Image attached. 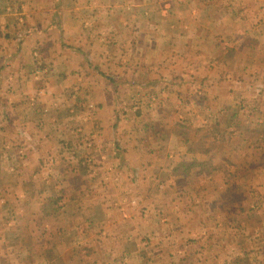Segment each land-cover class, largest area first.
Listing matches in <instances>:
<instances>
[{
    "label": "crops",
    "instance_id": "1",
    "mask_svg": "<svg viewBox=\"0 0 264 264\" xmlns=\"http://www.w3.org/2000/svg\"><path fill=\"white\" fill-rule=\"evenodd\" d=\"M227 1L238 6L241 34L227 45L262 48L264 0ZM50 6L49 0H0V180L12 178L0 184V264H264V220H210L227 203L223 194L230 196L228 202L235 200L227 187L231 181L264 176V158L250 157L253 150H264V91L256 89L264 87V57L253 61L256 73L236 78L238 90L233 77L219 78L212 71L215 63L232 62L211 55L194 65L206 71L201 77L181 74L183 79L154 82L143 76V65L128 79L110 76L113 90H102L95 83L101 76L87 68L91 64L82 53V30L74 34L67 25L69 12ZM17 10L30 20L26 25ZM231 12L225 9L227 17ZM141 75L143 80L131 82ZM126 83L154 98L160 95L156 108L136 106L142 99L128 90L127 99L138 102L121 115L117 85ZM254 86L247 88L255 97L251 103L246 87ZM67 91L76 106L65 105ZM92 91L90 100L86 94ZM189 96L199 101L181 110ZM64 105L72 119L78 118L71 120L76 125L59 121ZM250 112L261 114L256 126L245 121ZM56 137L72 152H51L48 145ZM181 161L192 165L187 174L174 172ZM81 163L87 170L78 167ZM193 177L197 183L191 188ZM90 181L95 185L88 187ZM252 186L256 198L244 209L257 214L264 210V183ZM170 208L177 212L179 233L167 240L166 230L152 224H166ZM23 215L27 220H19ZM152 236L164 242L149 259Z\"/></svg>",
    "mask_w": 264,
    "mask_h": 264
},
{
    "label": "rangeland",
    "instance_id": "2",
    "mask_svg": "<svg viewBox=\"0 0 264 264\" xmlns=\"http://www.w3.org/2000/svg\"><path fill=\"white\" fill-rule=\"evenodd\" d=\"M49 2L51 5L50 7H52L51 9H58V11L65 9L69 12L68 17H66L68 21L67 25L71 27V30H75L74 34L78 33V29L82 30V33L79 34L81 37L80 44L83 47L82 53L87 60V65L88 63L91 64L89 67L87 66V68L89 70L91 69L90 71L93 74H99L101 76V81H95V83L97 84L96 86H99L102 90L103 88L113 90L114 87H111L108 79L110 76L114 78L117 76L118 78H125L126 76V79H128L136 68L141 66L144 68L143 65L147 66L143 69V76L155 78L156 81L154 82H157L159 79L170 77H173V80H175V78L183 79L184 75L181 74H187L186 76L189 78L194 76V74H198V77H201L206 74V71L203 72L202 69L197 71L194 65L197 64V60L199 62L200 59L206 58L209 55L215 56L217 60L220 59L219 61L227 60L232 62L227 65L215 63L213 64L212 71L214 74L218 75L219 78H223V76L224 78L228 76L230 78L233 77L234 79H232V82H235V90H238L236 78H242L244 73L247 75L256 73L255 67L257 66L253 61L264 57V44L262 48L260 46L258 47L261 48L260 51L257 50V46V49L255 47L252 48V46L235 49V45H227L228 42H232V40L241 37V34H238L239 29L237 28L238 6H235L236 4H230L227 0H62L61 5H59L61 1H59V4L57 0H49ZM225 9H228L230 12L232 11L229 17L225 14ZM9 10H11V8ZM15 12V14L19 16V20L21 19L22 25H26V23L30 21H26L25 18L23 19L18 10ZM23 28L26 29L27 26ZM20 30L22 29L19 28V31ZM251 45H253V43H251ZM34 51V56L39 58L40 53L38 49ZM179 59H182V63L177 65ZM207 59L209 60V58ZM109 60H111L113 64L112 67L108 64ZM192 60L196 62L190 66L189 62ZM262 61H264V59H262ZM37 62H39V64L37 63L38 66L43 64L41 59H37ZM260 75L262 76L263 74ZM144 77H142V75L138 77L133 76L131 82L134 80L141 81ZM154 84L155 83H153V85ZM256 84L258 83L256 82ZM195 85H197V82ZM86 86H93V82L86 81ZM201 86L204 87L202 84ZM117 87L121 89L119 90L120 98L118 101L116 100L121 115H127L126 113L129 111L130 107L138 102L136 100L132 101L131 99H127L130 98L127 95L129 94L128 90L133 94L135 93L138 100L142 99V103L138 102L139 104H136V106L139 105L143 107L142 104L144 103L146 106L145 108H147L148 105L154 104L153 106L155 109V104L161 100L160 95L155 96V98L150 96V91H137L138 87L136 84L130 86V84L126 83L122 87L121 85H117ZM147 88H150V86ZM199 88L200 87L197 86L194 87L193 92L197 91ZM247 88L253 91L255 86L246 87V89ZM259 88L264 91V87H256V89ZM248 89L247 91L250 92ZM76 94L78 93L76 92ZM93 95L92 91L90 94H86V98L92 100ZM249 95L251 96L247 99L252 103L255 97L251 92ZM64 98L66 99L65 105L67 107L76 106L77 99L73 97L71 91H67ZM189 98L190 96L187 99L190 100ZM198 99L197 97H193L190 100L191 102L186 103V109H182L181 106L180 109L186 111L189 105L191 103L195 104L199 101ZM65 105L63 106V111L59 113V121H68L71 126H74L76 122H71V120H78V118L72 119ZM153 106H148V109H152ZM168 113L174 115L171 109H167L166 114ZM244 115L245 121L252 123L251 126H256L253 122L259 116L258 113L254 114L250 112ZM87 116V114H84L82 117L83 120H86ZM259 118H261V114ZM263 118L264 114H262V119ZM166 119L168 122L171 121V118ZM257 128H259V126H257ZM179 130L185 131L180 128ZM63 136L67 135L63 134ZM55 139L56 141L48 145V149L51 152L53 150L61 152L64 148L65 151L68 149L66 148L65 139L61 142H59L60 137H56ZM68 139L71 140L70 135H68ZM56 142L57 145H55ZM68 150L72 152L71 149ZM114 150L116 153L121 151L116 148H114ZM108 152L110 153V150H108ZM59 154H62V152ZM263 156L264 150L257 152V154H255L253 150L250 157L251 159L253 158L252 160H259L264 158ZM49 163L50 162H48V165ZM85 166L87 165L82 163L81 167L78 165L82 171L87 170ZM227 177L230 178L231 176L229 177L227 175ZM10 179L12 180L10 175L7 174L3 180H0V184L5 185L6 183L4 182ZM196 183V178L193 177L190 181L191 188L195 187ZM231 183L232 184L227 185V187L229 186L230 190L234 193H231V198L234 197L235 202H228L230 198L228 193L223 194L224 197L220 196L227 203H224L223 208H218V210L215 209L213 217L210 220H264V210L257 214V211L249 214L244 209L247 208L248 210L256 198V195L252 193L250 188H253V184H263L264 176L261 178L257 176L255 182H250V179H245L238 183L234 179ZM250 183H252V185H250ZM86 184L90 187L95 185V182L90 181ZM237 185L241 186L238 190ZM1 199L2 197L0 198V202L2 201ZM186 200L185 202H194L195 199L186 198ZM186 206L188 207L190 204L187 203ZM241 207H243L242 210L240 209ZM232 208L234 210H232ZM116 209H113L111 212L112 216L118 217L119 210ZM165 212L167 218L171 219L167 221L166 224L155 220V222L153 221L152 227L160 230L165 229V237L169 240L170 235L175 231L177 234L179 233V227L175 221L177 212L173 208L165 210ZM23 213H20V215ZM157 213L158 210L156 209L152 215ZM156 217H158V215H156ZM27 218V215L19 216V220H27ZM42 220H44V218ZM177 220H179V216ZM167 225L171 226L170 231ZM139 238L138 236L134 239L138 240ZM152 238L153 236L148 237V239L153 242L152 246H154V248L151 249L153 251H149L147 254L149 259L158 256V253L156 254L154 252L156 250L155 246L164 242L161 239L157 240ZM44 241V239L39 240V242ZM190 241L192 242L193 239L189 238L188 242ZM153 261L155 260H152V262Z\"/></svg>",
    "mask_w": 264,
    "mask_h": 264
},
{
    "label": "trees",
    "instance_id": "3",
    "mask_svg": "<svg viewBox=\"0 0 264 264\" xmlns=\"http://www.w3.org/2000/svg\"><path fill=\"white\" fill-rule=\"evenodd\" d=\"M196 163V162H195ZM192 166L191 164L186 163L185 161H181L179 164L175 166V173H181L185 172L186 174L188 173L189 167Z\"/></svg>",
    "mask_w": 264,
    "mask_h": 264
}]
</instances>
